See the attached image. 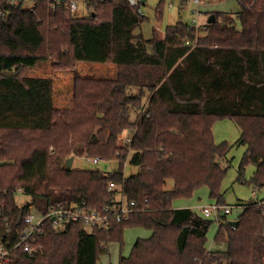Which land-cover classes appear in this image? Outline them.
Listing matches in <instances>:
<instances>
[{"label": "trees", "instance_id": "trees-1", "mask_svg": "<svg viewBox=\"0 0 264 264\" xmlns=\"http://www.w3.org/2000/svg\"><path fill=\"white\" fill-rule=\"evenodd\" d=\"M23 1L0 0V204L18 228L15 220L30 204L44 211L73 202L103 208L116 194L109 190L113 181L136 210L93 233L79 223L62 232L49 225L40 250L16 251L18 264H97L108 252L103 245L123 243L128 227L152 234L119 264H264V210L257 201L245 205L235 225L222 218L215 241L225 249L211 256L212 220L173 206L202 186L224 205L227 170L217 158L230 146L215 142V119L237 123L247 145L240 175L253 164L252 184L264 186V0H237V12L212 11L216 20L200 30L180 20L163 38L156 30L152 38L136 32L145 16L128 0H86L87 15H74L65 1L53 7L57 0H35L31 8ZM51 58L67 69L112 63L117 77L77 78L72 106L59 107L54 79L28 74ZM126 129L132 140L119 144ZM75 154L118 159L120 166L113 172L67 167ZM126 160L138 167L128 176ZM18 191L31 199L23 207Z\"/></svg>", "mask_w": 264, "mask_h": 264}, {"label": "rangeland", "instance_id": "rangeland-1", "mask_svg": "<svg viewBox=\"0 0 264 264\" xmlns=\"http://www.w3.org/2000/svg\"><path fill=\"white\" fill-rule=\"evenodd\" d=\"M34 1L35 0H24L22 5L24 8H31L34 5ZM160 1L161 0H145V2L140 5L145 19L141 26L137 28L136 32L141 33L145 38H152L154 36V30H156L158 37L163 38L167 27L180 20L187 23H192L197 20V22L202 25L208 17L207 9L223 12H237L240 9L237 0H205V3L213 2L211 8L210 6H199V8L194 0H187L186 3H182V0H165L163 4L161 3L160 7ZM171 3L172 5H170ZM250 4H252V2ZM158 8H162L163 10L161 16L156 14ZM89 11L86 2L80 0L78 9L79 15H87ZM148 49L151 52L153 51L151 45L148 46ZM54 62L52 58L45 62H41L34 68L28 69V74L51 76L54 79V99L56 105L59 107L72 106L75 81L77 78L84 77L113 80L117 77L118 67L112 63L76 62L73 68L67 69L56 68ZM132 118L136 119L137 114L133 113ZM212 129L214 140L217 144L226 142L230 146L228 154L225 157L217 158V162L227 170L222 189L224 205L232 207V212L227 216V220L232 221L238 218L246 204L264 200V186L256 187L252 184L251 178L256 170L253 164L247 165L243 175H240L239 168L247 150V145L240 142L241 130L237 123L229 118L215 119ZM132 131L131 129L124 130L119 136V144L127 143L128 139L132 137ZM87 156L88 154H75L72 156L74 157L72 167L74 169H100L106 172H113L120 166V161L118 159L110 161L103 160L99 163H93L87 160ZM123 169L125 175L128 176L135 173L138 167L130 164L128 160H126L123 164ZM172 186L173 182L169 180L167 182V188H172ZM15 200L20 207L27 205L31 201L30 196L19 191L15 195ZM216 203L217 200L210 196L208 186L198 188L190 198H178L173 202L174 207H190L201 217L212 220L207 234L206 248L208 249L217 246L215 237L222 218L219 220H216L214 217L207 218L203 215L202 208ZM151 234L152 232L150 230L142 227L126 228L124 230L123 243H110L107 250L108 252L100 256L97 264H119L120 257H128L135 242L139 238H148ZM208 249L207 255L211 256L214 252L224 250L225 245H223L222 249H219V245L217 249Z\"/></svg>", "mask_w": 264, "mask_h": 264}, {"label": "built area", "instance_id": "built-area-1", "mask_svg": "<svg viewBox=\"0 0 264 264\" xmlns=\"http://www.w3.org/2000/svg\"><path fill=\"white\" fill-rule=\"evenodd\" d=\"M8 5L16 6L22 0H5ZM65 1L67 7L74 15H79L80 0H57L53 7ZM86 2V0H84ZM131 5L139 7V13L144 16L140 5L145 0H128ZM199 6L203 5L204 0H194ZM172 5V3L170 4ZM200 12V10H197ZM4 14L3 11L0 15ZM206 24H199L196 21L188 23L189 27L195 29H203ZM131 138L128 142H131ZM87 160L93 163L103 161L98 156H87ZM21 190V188H20ZM109 190L116 191V194L111 199V203L103 208H90L80 203H59L50 206L47 210H40L34 204H30L21 212L15 222L18 228H15L12 223V217L6 213L5 209L0 204V264H18V258L15 253L18 250H23L26 253L33 254L41 249L39 238L45 233L47 226L51 225L55 232L64 231L68 225L79 223L83 226L87 233H93L95 229H107L110 227L112 220L122 221L130 218L136 210L135 200H129L125 194L124 188L115 182L109 183ZM258 205L264 210V200L257 201ZM232 212V207L229 205H221L219 203L204 206L202 213L205 217H214L216 220L224 218ZM22 216V221L18 224L19 216ZM234 220H237L234 219ZM221 221V220H220ZM228 221V220H227ZM235 225V224H234ZM235 228V227H234ZM109 245H103L108 249ZM223 245H219L222 249ZM212 250V249H208Z\"/></svg>", "mask_w": 264, "mask_h": 264}, {"label": "water", "instance_id": "water-1", "mask_svg": "<svg viewBox=\"0 0 264 264\" xmlns=\"http://www.w3.org/2000/svg\"><path fill=\"white\" fill-rule=\"evenodd\" d=\"M216 20V16L214 14H212L208 20V23H213L214 21ZM3 74L5 76H15L17 73L15 71H4ZM73 160H74V157H69L66 161V165L67 167H72L73 166ZM22 221V216L20 215L19 216V219H18V224H20ZM237 223V220H232L230 221V224L234 225Z\"/></svg>", "mask_w": 264, "mask_h": 264}, {"label": "crops", "instance_id": "crops-1", "mask_svg": "<svg viewBox=\"0 0 264 264\" xmlns=\"http://www.w3.org/2000/svg\"><path fill=\"white\" fill-rule=\"evenodd\" d=\"M186 1L187 0H182V3H186ZM213 4V2H207V3H205V0H204V3H203V5H201L200 7H202V6H204V7H209L210 6V8H211V5ZM34 6V5H33ZM32 6V7H33ZM199 7V8H200ZM208 10V12H212L213 10H209V9H207ZM201 12V11H200ZM207 12V14H208V17H207V19L204 21V24H206V23H208V20H209V18H210V16L212 15L211 13H208ZM211 14V15H210ZM177 208H181L180 206H177ZM217 247H218V245L216 246V247H213V248H209V249H212V250H214V249H217ZM208 249V248H207Z\"/></svg>", "mask_w": 264, "mask_h": 264}]
</instances>
